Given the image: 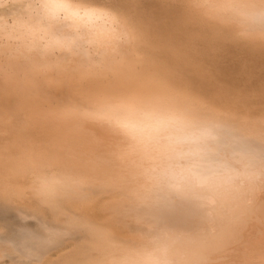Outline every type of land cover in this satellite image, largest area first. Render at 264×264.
I'll return each instance as SVG.
<instances>
[{"label": "bare ground", "instance_id": "bare-ground-1", "mask_svg": "<svg viewBox=\"0 0 264 264\" xmlns=\"http://www.w3.org/2000/svg\"><path fill=\"white\" fill-rule=\"evenodd\" d=\"M86 1L0 0V264H264V86L216 107ZM200 1L264 72V0Z\"/></svg>", "mask_w": 264, "mask_h": 264}, {"label": "rangeland", "instance_id": "rangeland-1", "mask_svg": "<svg viewBox=\"0 0 264 264\" xmlns=\"http://www.w3.org/2000/svg\"><path fill=\"white\" fill-rule=\"evenodd\" d=\"M77 1H79V0H77ZM80 1L85 2V0H80ZM86 3L91 4V5L94 3L93 4L94 6H95V4H98L96 6H99V7L105 8V9L108 8L107 10L109 12L116 15L124 23L127 22V24L126 23L125 24H126L128 30L130 32V35L132 37V41H133L132 44H134L133 49H134V53L136 54V56H138V57L141 56L143 59H146V60L150 61V63H154L156 65L159 63L157 66L160 67V69H162V70L165 69V71L168 70L167 72L170 74V76H168L169 81L173 82L174 84H176L178 86L182 85L181 87L185 86L184 88H186L192 95L204 98L210 104H212L216 107L222 106V101H224L223 97L228 96L229 100L232 97H234V96L231 97V94H232L231 91H234V93L232 95H236L237 92H240L241 94H243V92L245 94H251V92L253 90L261 89V87L264 86V85H262L264 83V72L263 71L258 72L260 74L263 73L262 76L258 73L253 72V65H255L256 63L254 64V61H250V60H248V58H246L245 56L242 55V52H241L242 44L238 43L239 41H237L236 38H234L233 30L227 29V22L223 18L221 19L219 16L217 17L215 12H211L212 10L209 9L200 0H197V1L196 0H87ZM177 3H179V4H177ZM169 4H171V5H169ZM189 4H191V5L189 6ZM182 6H184V7H182ZM191 6H195V7H191ZM118 7H121V9H119ZM176 7L177 8L179 7V8L177 9ZM182 8H184V9L182 10ZM208 9H209V11H208ZM110 10H112V11H110ZM188 10H189V12H188ZM123 11H125V12L123 13ZM209 12H210V14H209ZM177 13H180V15ZM172 16H173V18H172ZM175 16L177 19L175 18ZM185 16H187L186 19H185ZM188 17L190 18V20ZM126 19H127V21H126ZM146 19H147V21H145ZM159 20L162 22H160ZM182 21L184 23L183 25L181 24ZM190 21H191V23H189ZM156 22L158 25L156 24ZM218 22H219V24H218ZM192 23H194L195 25ZM209 23L211 25H209ZM217 24H218V26L221 25V26H219V27H221L220 29H224V28L225 29L221 31L219 29V27L217 26ZM130 25H132V27ZM153 26H154V28H153ZM182 26L184 28H182ZM210 26H213L214 28L210 27ZM186 27H187V29H186ZM147 28H148V30L145 31V29H147ZM228 28H230V27L228 26ZM143 29H144V33L148 32V31H149V33L144 34L142 31ZM150 29H152V30L150 31ZM209 29H210V31H209ZM226 29L228 31H230V33ZM194 31L196 32V34ZM219 31L222 33L219 34ZM225 31H227L228 33H225ZM190 32H192V33H190ZM140 33H143V35ZM149 34L150 35L152 34V36H150ZM210 34L212 35V37L210 36ZM139 35L142 36V39ZM154 35H155V37H154ZM188 35H189V37H188ZM229 35H231V36H229ZM137 37H140V38H137ZM150 37H151V40L149 39ZM201 37L204 38V39L202 38L204 42L200 39ZM137 39H138V43H137L138 46L136 43H134L137 41ZM139 39H140V41H139ZM156 39L157 40L159 39V40L157 41ZM188 39L189 40L191 39L193 41H191V40L189 41ZM197 40H199V41H197ZM141 41L143 42V44L140 43ZM205 42L207 43V45H204ZM200 44L201 45L203 44V45L201 46ZM235 45H236V47H235ZM192 46H193V48H192ZM196 46H197V48H196ZM205 46H206V48H205ZM238 46H240L241 49H239L240 47H238ZM139 47H142V49L141 48L138 49ZM216 47H219V48H216ZM199 48H200V50L203 48L201 51L202 52L206 51V52H204V53L200 52ZM215 48H216V50L218 49L217 50L218 52L220 50V52H219L220 54L217 52H216L217 54H215V51H216ZM230 48H232V49H230ZM137 50H140V51H137ZM212 50L214 53L212 52ZM158 51H160V52H158ZM196 51H197V53H196ZM225 51H228V52L226 53ZM237 51H238V53H237ZM224 52L226 53V55L223 54ZM200 53H201V55H200ZM229 53H231V54H229ZM159 54H160V56H158ZM207 54H208V56H207ZM213 54H215V55H213ZM235 54H237V55H235ZM151 55H152V57H151ZM211 55H212V57H211ZM219 55H223V57H225V59ZM229 55H231V56H229ZM232 55L234 57L236 56L237 58H234ZM241 55H242V57H241ZM152 58H153V61L151 60ZM170 58L172 60H170ZM173 58L175 59V61H173L174 60ZM192 58H193V60H191ZM215 58H217V59H215ZM231 58L232 59L234 58L236 60L233 61L234 59L232 60ZM244 58H246V59H244ZM157 59H158V61H157ZM209 59H211V60H209ZM221 59H223V60H221ZM182 60H184L185 62H183ZM207 60L210 62H208ZM215 60H218V61H215ZM177 61L180 63H178ZM212 61H215V62H212ZM230 61L232 63H230ZM226 62H227V64H225ZM145 63H147V62H145ZM193 63L196 65L194 66ZM251 63H252V65H251ZM211 64L213 65V67ZM205 65H206V67H205ZM209 65H211V66H209ZM216 65H218L219 69L216 67ZM171 66L173 67L172 69H170ZM203 66H204V68H203ZM246 66H248V69L246 68ZM261 66L264 67V64ZM196 67H197V69L199 68L200 71H202L201 74L199 73L200 72L199 69L197 70ZM202 68L203 69L206 68V69L203 70ZM222 68H224V69H222ZM230 68H232V70ZM228 70L229 71L231 70V71L228 72ZM234 70H236V73L234 72ZM92 71H93V69H92ZM203 71H205L206 73L205 72L203 73ZM207 71H209V72H207ZM223 72H224V75H222ZM226 72H228L229 74ZM240 73H242L241 74L242 76L240 75ZM247 73L249 74V76ZM202 74H204V75H202ZM205 74H207V75H205ZM227 74L229 75V77L231 76L233 78H229ZM251 74L253 77L251 76ZM221 75L224 77L222 78ZM225 75H227L226 77H228L229 80L231 79L232 81L230 80L231 82H229L228 78H226ZM254 75H256L257 77ZM201 76H203L202 77L203 79L201 78ZM208 77H211V79ZM239 77H240V79H238ZM244 77L248 80H246ZM247 77H249V78H247ZM255 77H256V79H255ZM261 78H263V79H261ZM224 79H226V82ZM241 79H243V80H241ZM185 80H186V83H185ZM210 80L213 83L210 82ZM217 80H219V82H217ZM255 80L260 81V83L259 82L256 83ZM241 81H242V84H241ZM251 82H254L255 84H253ZM205 83L207 85H205ZM238 83L243 85V86L239 85L237 87ZM250 83L253 85L251 86ZM258 83H259V85H258ZM247 84H249V85L247 86ZM218 85H220V86H218ZM234 85H236V86H234ZM254 85H255V87H254ZM244 86L246 88H244ZM249 86L251 87V90L248 89V88H250ZM228 87H229V90L231 88L230 93L227 90ZM236 89H237V91H236ZM238 89H240V90H238ZM244 89L246 90V92ZM247 89L250 91H248ZM222 90H224V91L226 90V92H223ZM212 93H215V95ZM219 93H220V95L222 94L224 96L220 97ZM210 98H212V99H210ZM259 111H260V109L257 108L256 110L251 111L250 114L252 116H257Z\"/></svg>", "mask_w": 264, "mask_h": 264}, {"label": "clouds", "instance_id": "clouds-1", "mask_svg": "<svg viewBox=\"0 0 264 264\" xmlns=\"http://www.w3.org/2000/svg\"><path fill=\"white\" fill-rule=\"evenodd\" d=\"M50 7L55 10L70 11L67 7L68 0H49ZM73 16L82 18L86 27L96 33H104L110 30L111 21L105 13L101 11H89L84 13L71 12Z\"/></svg>", "mask_w": 264, "mask_h": 264}]
</instances>
